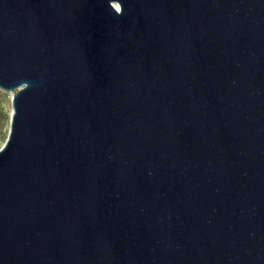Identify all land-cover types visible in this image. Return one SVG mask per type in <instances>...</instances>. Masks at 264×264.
Returning a JSON list of instances; mask_svg holds the SVG:
<instances>
[{"label":"water","instance_id":"95a60500","mask_svg":"<svg viewBox=\"0 0 264 264\" xmlns=\"http://www.w3.org/2000/svg\"><path fill=\"white\" fill-rule=\"evenodd\" d=\"M0 264H264V0H0Z\"/></svg>","mask_w":264,"mask_h":264},{"label":"rangeland","instance_id":"374dc122","mask_svg":"<svg viewBox=\"0 0 264 264\" xmlns=\"http://www.w3.org/2000/svg\"><path fill=\"white\" fill-rule=\"evenodd\" d=\"M11 93V91L0 89V146L4 142L9 129Z\"/></svg>","mask_w":264,"mask_h":264},{"label":"bare ground","instance_id":"6f19581e","mask_svg":"<svg viewBox=\"0 0 264 264\" xmlns=\"http://www.w3.org/2000/svg\"><path fill=\"white\" fill-rule=\"evenodd\" d=\"M11 95H12V93H11Z\"/></svg>","mask_w":264,"mask_h":264}]
</instances>
